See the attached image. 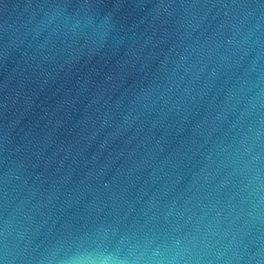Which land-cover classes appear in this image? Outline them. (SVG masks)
Segmentation results:
<instances>
[{"label": "water", "instance_id": "95a60500", "mask_svg": "<svg viewBox=\"0 0 264 264\" xmlns=\"http://www.w3.org/2000/svg\"><path fill=\"white\" fill-rule=\"evenodd\" d=\"M264 264V0H0V264Z\"/></svg>", "mask_w": 264, "mask_h": 264}, {"label": "clouds", "instance_id": "9594fccd", "mask_svg": "<svg viewBox=\"0 0 264 264\" xmlns=\"http://www.w3.org/2000/svg\"><path fill=\"white\" fill-rule=\"evenodd\" d=\"M67 264H79V262L76 261H69ZM111 264H119V262H111Z\"/></svg>", "mask_w": 264, "mask_h": 264}]
</instances>
